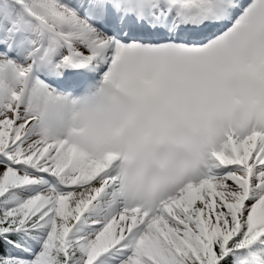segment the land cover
Segmentation results:
<instances>
[{"label":"snow or ice","instance_id":"obj_1","mask_svg":"<svg viewBox=\"0 0 264 264\" xmlns=\"http://www.w3.org/2000/svg\"><path fill=\"white\" fill-rule=\"evenodd\" d=\"M0 264H264V0H0Z\"/></svg>","mask_w":264,"mask_h":264}]
</instances>
